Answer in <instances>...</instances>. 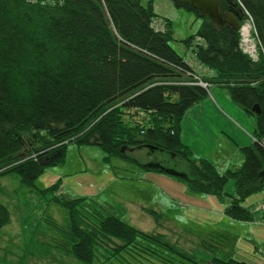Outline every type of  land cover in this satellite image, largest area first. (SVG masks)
<instances>
[{
	"label": "trees",
	"instance_id": "obj_1",
	"mask_svg": "<svg viewBox=\"0 0 264 264\" xmlns=\"http://www.w3.org/2000/svg\"><path fill=\"white\" fill-rule=\"evenodd\" d=\"M219 1L224 10L230 6ZM240 1L259 39L257 59L240 48L239 29L217 27L190 3L174 0L202 19L183 39L208 69L201 71L172 46L170 19L162 16L163 29L151 25L159 16L151 0H0V175L15 172L34 185L71 140L99 144L106 158H129L128 147L151 143L187 161L192 190L228 197L226 215L256 219L242 200L264 188V0ZM194 74L225 87L255 116L253 141L241 147L238 167L219 170L181 140L185 111L208 95L190 82ZM230 179L234 191L227 192ZM55 199L67 209L69 249L86 264H253L233 256L197 259L164 232L136 227L87 197ZM10 218L0 202V229Z\"/></svg>",
	"mask_w": 264,
	"mask_h": 264
},
{
	"label": "rangeland",
	"instance_id": "obj_2",
	"mask_svg": "<svg viewBox=\"0 0 264 264\" xmlns=\"http://www.w3.org/2000/svg\"><path fill=\"white\" fill-rule=\"evenodd\" d=\"M151 4L155 13L171 20L174 39L170 42L187 57L183 39L196 32L201 17L174 0H151ZM215 86L219 87L213 84L207 98L222 109L212 91ZM196 104L181 120L183 124L185 119L191 142L196 140L189 133L190 120L185 115L191 116L189 109ZM248 116L256 122L254 115ZM234 125L247 131L246 124L238 119ZM125 151L131 157L106 158L99 144L71 140L58 160L44 165L34 185L23 182L15 172L1 174L0 202L8 207L11 218L0 229V264H86L69 249L67 209L55 196L87 197L104 212L136 227L164 232L172 243L197 259L233 256L264 264V188L242 200V204L254 207L257 218L234 219L220 214L228 197L192 190L184 177L145 167L157 159L165 167L187 172L186 160L160 149L148 153L145 146ZM53 184L58 185L54 191L48 189ZM224 189L234 191L233 179ZM150 209L158 213L157 222ZM220 231L224 234L218 235Z\"/></svg>",
	"mask_w": 264,
	"mask_h": 264
},
{
	"label": "crops",
	"instance_id": "obj_3",
	"mask_svg": "<svg viewBox=\"0 0 264 264\" xmlns=\"http://www.w3.org/2000/svg\"><path fill=\"white\" fill-rule=\"evenodd\" d=\"M199 70L202 71V68ZM212 91L218 100L217 102L222 105V109L207 97L197 102L195 106L189 109L191 116L185 115V118L190 120L191 129L189 133L196 141L191 142L187 138L185 119L181 124L180 137L182 142L192 151L194 157L203 156L211 160L219 170L235 168L244 159L241 147L253 141L256 122L231 99L229 93H226L222 87H212ZM206 101L209 105L205 104ZM233 118L244 122L247 131L238 129L234 125ZM233 129L236 133L230 131ZM220 214L226 215L224 210ZM262 221L264 220L262 219ZM217 234L222 235L224 232L220 231Z\"/></svg>",
	"mask_w": 264,
	"mask_h": 264
},
{
	"label": "water",
	"instance_id": "obj_4",
	"mask_svg": "<svg viewBox=\"0 0 264 264\" xmlns=\"http://www.w3.org/2000/svg\"><path fill=\"white\" fill-rule=\"evenodd\" d=\"M185 3H190L195 9L199 10L201 16H208L213 23L220 27L224 23L230 24L234 29H239L241 23V17L243 15L242 8L238 5L236 0H228L229 7L227 9H223L222 4L219 0H182ZM256 108V105L252 107ZM145 146L150 148L151 150L154 148H158V145L151 143H144ZM140 145H137L139 147ZM126 147H122L124 150ZM129 150H132L133 147H128ZM146 165L148 166H157L159 168L164 169L165 171L186 177L187 172L176 170L173 168L165 167L159 160H152L148 162Z\"/></svg>",
	"mask_w": 264,
	"mask_h": 264
},
{
	"label": "built area",
	"instance_id": "obj_5",
	"mask_svg": "<svg viewBox=\"0 0 264 264\" xmlns=\"http://www.w3.org/2000/svg\"><path fill=\"white\" fill-rule=\"evenodd\" d=\"M50 1H58V0H50ZM239 6L243 9L244 12V22L242 23L240 27V40H239V46L240 48L246 52L252 59H257L259 55V39L257 38L255 28L252 23V17L248 10L244 7L242 2L240 0H237ZM151 25L155 29H163L164 28V20L162 17L156 16L151 21ZM200 38L197 36L195 37V41H199ZM189 61L192 63L194 62L191 56H188ZM195 64V62H194ZM196 67H200V64H195ZM204 71H208L207 68H204ZM192 83H197L202 85L204 88L207 89L209 92V89L211 87V83L205 79H203L201 76L194 74V80L190 81Z\"/></svg>",
	"mask_w": 264,
	"mask_h": 264
},
{
	"label": "flooded vegetation",
	"instance_id": "obj_6",
	"mask_svg": "<svg viewBox=\"0 0 264 264\" xmlns=\"http://www.w3.org/2000/svg\"><path fill=\"white\" fill-rule=\"evenodd\" d=\"M147 149H148V153H150L152 150L150 149V148H148L147 146H145ZM154 149H160V148H154ZM160 150H162V149H160ZM169 154V153H168ZM155 160H157V159H155Z\"/></svg>",
	"mask_w": 264,
	"mask_h": 264
}]
</instances>
